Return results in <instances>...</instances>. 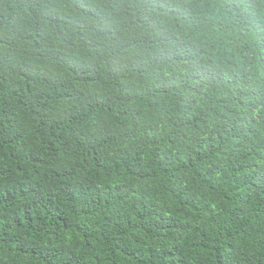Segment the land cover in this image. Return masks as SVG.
I'll list each match as a JSON object with an SVG mask.
<instances>
[{
  "label": "trees",
  "instance_id": "trees-1",
  "mask_svg": "<svg viewBox=\"0 0 264 264\" xmlns=\"http://www.w3.org/2000/svg\"><path fill=\"white\" fill-rule=\"evenodd\" d=\"M0 264H264V0H0Z\"/></svg>",
  "mask_w": 264,
  "mask_h": 264
}]
</instances>
